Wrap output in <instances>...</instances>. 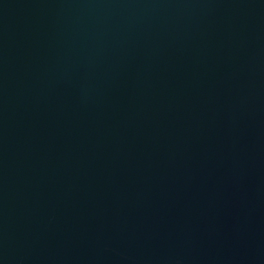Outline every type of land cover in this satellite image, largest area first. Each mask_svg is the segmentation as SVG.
<instances>
[{"label":"water","instance_id":"obj_1","mask_svg":"<svg viewBox=\"0 0 264 264\" xmlns=\"http://www.w3.org/2000/svg\"><path fill=\"white\" fill-rule=\"evenodd\" d=\"M0 264H264V0H0Z\"/></svg>","mask_w":264,"mask_h":264}]
</instances>
